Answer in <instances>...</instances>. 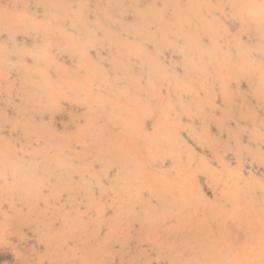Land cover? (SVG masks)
Instances as JSON below:
<instances>
[{
  "label": "rangeland",
  "instance_id": "1",
  "mask_svg": "<svg viewBox=\"0 0 264 264\" xmlns=\"http://www.w3.org/2000/svg\"><path fill=\"white\" fill-rule=\"evenodd\" d=\"M0 264H264V0H0Z\"/></svg>",
  "mask_w": 264,
  "mask_h": 264
}]
</instances>
